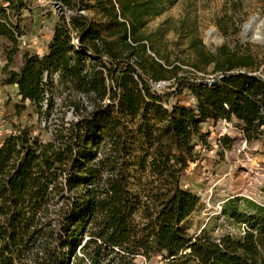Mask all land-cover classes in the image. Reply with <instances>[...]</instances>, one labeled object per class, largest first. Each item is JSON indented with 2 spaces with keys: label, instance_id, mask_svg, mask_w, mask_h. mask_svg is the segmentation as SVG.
I'll use <instances>...</instances> for the list:
<instances>
[{
  "label": "trees",
  "instance_id": "obj_1",
  "mask_svg": "<svg viewBox=\"0 0 264 264\" xmlns=\"http://www.w3.org/2000/svg\"><path fill=\"white\" fill-rule=\"evenodd\" d=\"M5 1L0 38L13 47L0 82L15 84L16 111L28 102L45 123L55 99L68 98L75 118L49 140L29 126L1 136L0 264H264V205L246 201L245 212L222 205L239 226L235 234H190L187 221L201 200L182 184L200 158L196 147L209 146L203 123L234 122L247 142L264 136V78L237 69L251 65V56L223 52L216 60L199 50L205 62L219 64L213 79L178 75L177 66L147 52L157 50L144 32L177 0H51L61 15L45 51L24 52L13 69L25 2ZM164 79L174 88L153 87ZM175 88L187 89V102L170 100ZM134 148L142 169L152 155L159 176L170 174V159L178 165L173 186L155 196L152 209L132 190ZM57 201L62 206L51 218Z\"/></svg>",
  "mask_w": 264,
  "mask_h": 264
},
{
  "label": "rangeland",
  "instance_id": "obj_2",
  "mask_svg": "<svg viewBox=\"0 0 264 264\" xmlns=\"http://www.w3.org/2000/svg\"><path fill=\"white\" fill-rule=\"evenodd\" d=\"M60 9L50 1H25L17 16L24 44L18 42L15 46L11 68L20 67L24 52L45 51L50 31L61 15ZM86 12L94 15L92 9ZM260 21L264 22V0H177L160 15L147 21L144 32L148 35V43L157 53L155 55L149 49L147 52L168 68L177 66L178 75L189 78L206 79L217 73L216 67L219 64H215L216 61L205 62L199 57V50L212 54L216 60L222 59L223 52L235 56H251V65L237 69L264 74V42L253 40L256 35L264 37V23ZM12 47L9 40L0 38V79L3 76L5 53ZM172 80H160L154 85L159 83L156 86L158 90L167 87L173 89ZM10 86L0 82V112L1 119H4V122H0V129L5 124L12 129L29 126L42 140H49L54 129L63 121L75 118L68 106L73 99L68 98L55 99L45 123V117L39 120L28 102L24 109L16 111L15 103L19 102V98ZM176 89L170 100L187 102V89H182L180 93ZM89 109L87 106L86 110ZM234 124L231 122V127L225 131L221 121L202 124V130L209 132V146L196 147L200 158L189 164L182 179L183 187L196 193L201 200L198 209L187 221L190 234H198L200 230L212 236L235 234L239 226L220 211L222 205L232 202L230 209L236 208L243 212L247 210L246 201L264 205V136L247 142ZM170 150L175 152L174 149ZM140 151L134 148L128 158L130 182L132 190L152 209L157 204L155 196L167 192L173 186L172 178L178 165H174V160L170 159L168 166L173 165L170 174L159 176L149 161L152 159L151 154L147 156L145 169L139 166L137 157ZM61 206L62 202L50 206L51 218L58 216Z\"/></svg>",
  "mask_w": 264,
  "mask_h": 264
},
{
  "label": "built area",
  "instance_id": "obj_3",
  "mask_svg": "<svg viewBox=\"0 0 264 264\" xmlns=\"http://www.w3.org/2000/svg\"><path fill=\"white\" fill-rule=\"evenodd\" d=\"M23 1L25 2V1H27V0H23ZM38 1H39V2H46V1H47V2H48V1L51 2V0H38ZM54 6H56L57 8H59L58 5H56V4H54ZM0 11H5L7 14H8V12H9V8H7V2H6L5 0H0ZM66 13H70V11H69V10H66ZM11 20H13V21L16 20V16H15V15L12 16V17H11ZM21 36H22V35H20V36L17 38V40H18V42H19L20 44H24V40L21 39ZM214 75H215V74H214ZM214 75H213V76H208V77L206 78V80H207L208 82H210V81L213 79ZM260 75L264 78V74L260 73ZM1 117H2V115H1V112H0V119H1ZM0 122H4V119H1ZM221 122H222V124L224 125V131H225L227 128L231 127V122H230V121H227V120L223 119V120H221ZM10 132H12L10 126H7L6 124H5V126H3L2 129H0V135L7 134V133H10Z\"/></svg>",
  "mask_w": 264,
  "mask_h": 264
},
{
  "label": "bare ground",
  "instance_id": "obj_4",
  "mask_svg": "<svg viewBox=\"0 0 264 264\" xmlns=\"http://www.w3.org/2000/svg\"><path fill=\"white\" fill-rule=\"evenodd\" d=\"M261 23H264L263 21H260ZM259 22V23H260ZM249 24V23H248ZM254 35V34H253ZM252 39V38H251ZM255 42H264V37L262 35H256L255 38H253Z\"/></svg>",
  "mask_w": 264,
  "mask_h": 264
},
{
  "label": "crops",
  "instance_id": "obj_5",
  "mask_svg": "<svg viewBox=\"0 0 264 264\" xmlns=\"http://www.w3.org/2000/svg\"><path fill=\"white\" fill-rule=\"evenodd\" d=\"M52 29H53V28H52ZM52 29H51L50 34H49V36H48L49 38H48V40H47V42H46V45H47L49 39H50L51 36H52ZM14 85H15V84L11 85L10 87L13 89V91H15L14 93H15L16 96H17L16 89L14 88ZM17 97H18V96H17Z\"/></svg>",
  "mask_w": 264,
  "mask_h": 264
},
{
  "label": "water",
  "instance_id": "obj_6",
  "mask_svg": "<svg viewBox=\"0 0 264 264\" xmlns=\"http://www.w3.org/2000/svg\"><path fill=\"white\" fill-rule=\"evenodd\" d=\"M156 86H159V83H156V85L153 84V87L156 88Z\"/></svg>",
  "mask_w": 264,
  "mask_h": 264
}]
</instances>
